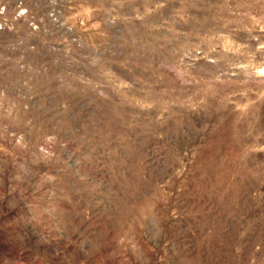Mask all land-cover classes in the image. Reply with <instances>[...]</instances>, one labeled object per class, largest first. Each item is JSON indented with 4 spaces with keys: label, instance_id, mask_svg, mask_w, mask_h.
I'll use <instances>...</instances> for the list:
<instances>
[{
    "label": "rangeland",
    "instance_id": "obj_1",
    "mask_svg": "<svg viewBox=\"0 0 264 264\" xmlns=\"http://www.w3.org/2000/svg\"><path fill=\"white\" fill-rule=\"evenodd\" d=\"M0 264H264V0H0Z\"/></svg>",
    "mask_w": 264,
    "mask_h": 264
}]
</instances>
